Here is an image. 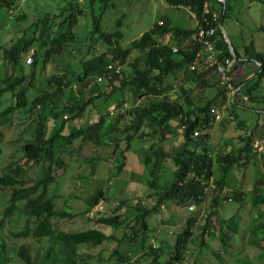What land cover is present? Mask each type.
Segmentation results:
<instances>
[{"label": "trees", "instance_id": "trees-1", "mask_svg": "<svg viewBox=\"0 0 264 264\" xmlns=\"http://www.w3.org/2000/svg\"><path fill=\"white\" fill-rule=\"evenodd\" d=\"M19 1L0 0V10L7 13ZM169 1L175 5L188 6L197 21H202L205 16L210 17L216 11L218 18L212 24L216 26L220 54L230 56L233 61L235 57L239 58L236 47L233 46V51L230 50L219 27L228 0ZM219 2L222 4L221 9L217 7ZM82 11L79 0H68V4L59 11H53L52 14L47 12L24 27L12 31L6 42L0 44L3 68V73L0 74V140L3 137L2 129L9 128L15 118L25 117L38 107V116L33 118L34 134L22 142L24 159L0 166V193L4 190L9 192L0 215V264H8L11 253L15 252L24 264H181L197 215L186 217L185 226L176 232L174 243L164 260L159 259L164 251L160 245L146 243V216L157 212L168 200H175L177 203L203 201L209 178L214 173V164L219 169L214 183L228 191L224 198L241 202L242 198L247 197L251 209H256L252 231L259 235L264 244L262 176L256 178L252 185V195L238 187L231 186L228 190L233 184L231 179L234 178L228 180V176L256 158L257 149L253 146L254 128L251 129L252 132L238 131L235 134V144L228 148H211L208 139L214 121L212 109L221 107L228 101L234 115L231 113L230 118L225 116L223 119L229 121L231 117L238 116L236 107L240 104L237 105L234 94L230 97V89L221 84L214 96L203 103H196L192 98L194 87L185 85L187 81L196 82V86L202 89L212 85L208 80L211 66L199 64L194 69L189 67L200 47L199 42L191 37L196 26L185 28L172 25L168 17L163 16L159 20L161 22H154L149 29L134 38L129 46H123L122 31L104 30L98 17L93 18V25L87 34H80L76 26ZM20 17L22 16L16 15L15 19ZM174 45L177 46L176 51L172 49ZM252 46L246 45L245 50L250 51ZM30 49L32 62L28 63L25 58ZM65 56L74 59H67ZM59 58L61 60L56 69L46 78L47 87L37 86L34 82L36 68H43L48 61H58ZM246 59L258 62V67L250 76L238 82L233 76V85L239 86V90L256 99L264 96L263 93H252V89L259 87L264 78V52L258 51ZM114 62L124 66L118 73L108 68V64ZM170 73H173L172 79L168 78ZM98 76H102V79L99 80ZM173 85H178L182 93L170 96L168 91ZM106 86L110 89L106 90ZM128 93L133 100L149 95L156 97L116 114V121L126 116L121 129L126 132V149L135 138L151 140L144 152V162L148 166L147 181L151 189L148 194L153 203L150 206H135L138 210L130 227L138 223L142 233L140 238L134 236V230L133 234L126 232L129 238L125 245L118 244L106 262H94L89 252L78 250L77 246L79 243L98 245L114 238L113 234L107 233L99 224L118 227L125 223V217L119 211L123 206V199L112 210L108 207L106 210L97 209L93 215L87 214L92 225L81 229H66L59 225L57 219L73 217L75 214L65 207L56 208L54 198L48 195L47 189L65 171L67 163L62 151L65 144L72 142L76 135L81 133L79 146L89 139L103 144L111 141L117 143L119 139L110 135L113 125L111 121H107L108 110L101 111L97 119L88 121L86 125L72 126L64 133L62 131L68 117L80 116L88 105H96V98L107 99L113 94L117 101L116 107H119ZM240 106L256 111L245 104ZM175 118L180 126L182 140L172 151L164 146L162 140L168 132L174 131L176 125L171 127V121ZM239 124L245 127L243 120H239ZM101 126H105L104 131H101ZM196 128L199 129V134L195 136L193 130ZM33 164L40 165V173L36 179L27 175L28 168ZM118 167H122V163ZM105 197L102 188L95 190L87 198V213ZM218 200V193L212 195V203L200 230V245L209 246L207 236L217 235L221 246L227 251L231 245L230 235L237 232L241 214L235 211L218 220L215 216L217 210L214 208ZM17 212L25 216L23 225L19 228L9 226L4 230L7 223L13 225V220H17L13 218ZM216 226L218 231L215 230ZM5 236L14 239L44 237L46 244L42 250L35 249L33 252L28 242L8 246ZM129 246H135L139 252L133 260H128ZM214 253L219 256L218 250H214Z\"/></svg>", "mask_w": 264, "mask_h": 264}, {"label": "rangeland", "instance_id": "rangeland-1", "mask_svg": "<svg viewBox=\"0 0 264 264\" xmlns=\"http://www.w3.org/2000/svg\"><path fill=\"white\" fill-rule=\"evenodd\" d=\"M79 2L83 11L79 15L76 30L80 34H87L93 25V18L98 17L104 30L120 29L122 31L121 43L123 46H129L134 38L139 37L142 32L149 29L154 22L159 21L163 16L168 17L172 25L185 28L195 27L197 22L193 11L188 6L175 5L169 0H79ZM67 4L68 0H20L18 5L8 10L7 13L0 10V44L6 42L12 31L24 27L32 20L44 16L47 12L52 14L53 11H59ZM217 7L221 9L222 4L217 3ZM16 15L22 17L15 19ZM219 27L223 35L227 34L229 42L236 47L240 55L239 58L235 57L232 65L234 80L238 82L250 76L258 67V62L246 58L258 51L264 52V0H228ZM249 44L253 46L247 52L245 46ZM31 52L32 49L25 58L28 63L27 58ZM65 58L74 59V57L68 56ZM57 60L48 61L43 68H36L34 82L37 86L47 87L46 78L56 69L61 58ZM120 67L123 68L124 66L121 65ZM2 69L0 59V74L3 73ZM168 78L172 79L173 73H170ZM208 80L212 85L204 89L196 86L194 81L185 82V85L194 87L192 98L196 103H203L216 93L217 87L220 85L216 72L209 71ZM105 88L106 90L110 89L107 86ZM232 91L237 105L245 104L255 108L256 111L238 105L236 107L238 116H233L228 121L223 117L230 118L232 105L229 102L225 103L221 118L213 121L210 129L208 142L213 149H224L233 145L236 141L235 134L240 130L252 132L251 129L254 128L253 142L256 139L264 138V96L256 99L251 98L247 93L239 90V86L234 87ZM181 93L178 85H173L168 91L170 96ZM252 93L264 94V78L259 87L252 89ZM155 98V96L149 95L133 100L130 93L125 94L124 102L127 105L124 109L127 110L137 103ZM116 102L115 94L107 99L98 97L95 100L96 105H88L80 116L70 119L68 117L62 131L64 133L68 132L72 126L86 125L88 121L97 119L101 111L108 110L107 121H111L113 125L110 129V135L119 139L117 143L111 141L108 144L89 139L79 146L81 133L76 135L72 142L65 144L62 151V156L67 163L65 171L59 174L48 185L47 189L48 195L54 198L56 208L65 207L75 214L73 217L57 219L59 225L66 229H81L93 224L87 218V214L90 215V212L87 213L89 209L87 198L98 188H102L106 195L105 198L101 199L99 210H106L108 207L112 210L117 202L123 199L124 203L119 211L125 217V223L128 225L124 223L115 227L99 224L107 233L113 234L114 238L98 245L79 243L77 246L78 250L89 252L94 262H106L118 244H126L129 238L127 233L133 234L132 231L134 230V236L140 238L142 233L138 223L130 227L138 210L135 206L139 204L150 206L153 203L148 194L151 190L147 181L148 166L144 162V152L151 140L135 138L131 141L130 147L125 148L124 135L126 132L121 129L124 127L126 116L120 121H116V114L121 111L120 108L124 102L119 107H116ZM37 116L38 107L25 117L15 118L9 128L2 129L3 137L0 140L1 167L10 161L15 162L24 159L21 148L22 142L33 136L35 128L33 118ZM239 120L244 121L245 127L239 124ZM177 122V118L171 121V127L176 125L175 129L173 132H168L162 140L164 146L169 147L172 151L182 140L180 126ZM100 129L104 131L105 126H101ZM254 148L257 149L255 160L239 167L228 176V180L234 177L231 179L233 184L228 187V190L231 189V186L238 187L252 195V185L256 178L262 176L264 180V142L261 149ZM121 163L122 167H118ZM213 166L214 173L209 178V185L203 201L177 203L175 200H168L160 206L157 212H152L146 216L145 237L147 245L148 243H152L153 246L160 245L164 251L160 254L159 259L164 260L167 251L174 243L176 232L183 229L186 224V217L194 214L197 215V221L193 226L192 236L187 242L185 257L181 264H264L263 241L258 234L252 231L253 214L256 209H251V203L247 197L242 198L241 202L230 198L225 199L224 194L228 191L221 189L214 183L215 177L219 175V169L216 164ZM39 173L40 165L38 164H33L27 170V175L33 179H36ZM216 193H218L219 200L214 208L217 210L215 216L218 217V220L228 217L235 211L241 214L238 230L230 235L229 242L231 245L228 246L227 251L221 246L217 235L214 237L207 236L209 246L200 245V230L212 203V195ZM8 197L9 192L7 190L0 193V215ZM192 203L194 206L190 208L189 204ZM261 207L264 211V204ZM93 212H96V208L93 209ZM13 218L17 220H13V225L7 223L4 230H7L9 226L19 228L23 225L24 214L17 212ZM262 218L264 219V213ZM215 230L218 231L217 226ZM5 239L7 245L13 247L22 241L28 242L31 244L33 252L35 249L42 250L46 244L44 237L36 239L27 236L14 239L5 236ZM127 250H130L127 253L128 260H133L139 254L135 246H129ZM214 250H218L219 256L215 255ZM8 264H24V262L15 252L11 253Z\"/></svg>", "mask_w": 264, "mask_h": 264}, {"label": "built area", "instance_id": "built-area-1", "mask_svg": "<svg viewBox=\"0 0 264 264\" xmlns=\"http://www.w3.org/2000/svg\"><path fill=\"white\" fill-rule=\"evenodd\" d=\"M194 17L195 14L193 13ZM218 18V13L216 11H213L209 16L203 17L202 21H197L196 22V31L191 35V37L199 42L200 47L197 50L195 54V59L194 61L190 64V69L196 68L199 64H202L203 66H211L212 70L216 72L219 78V83L223 85L224 87L230 89V97H233V70H232V65H233V60L230 56L228 55H221L220 54V48L217 45L218 37L216 35V26L212 24V21L217 20ZM161 22V21H159ZM173 51L177 50V46H173ZM27 60L29 62L32 61V56L30 55ZM108 68L111 71L114 72H120V65L114 63H109ZM98 79H102V76H98ZM228 103V101L226 102ZM127 105L126 102H124L123 106H121V111L124 110V107ZM226 104H223L221 107H215L212 109V118L214 121L216 119L221 118L223 108H225ZM118 109V108H117ZM184 127V125H182ZM199 134V129H194L193 130V135H198ZM264 142L263 139H256L253 142L254 147H258L261 149L262 144ZM118 203V202H117ZM99 205L94 206L89 212L90 215H93V209L96 208L99 209ZM194 203L189 204L190 208H193Z\"/></svg>", "mask_w": 264, "mask_h": 264}, {"label": "water", "instance_id": "water-1", "mask_svg": "<svg viewBox=\"0 0 264 264\" xmlns=\"http://www.w3.org/2000/svg\"><path fill=\"white\" fill-rule=\"evenodd\" d=\"M221 1L224 2L225 0H221ZM224 38H225L226 42L228 43L230 50L233 51V45L229 42V39H228V36L226 33L224 35Z\"/></svg>", "mask_w": 264, "mask_h": 264}]
</instances>
